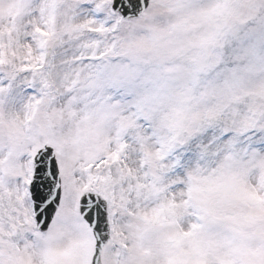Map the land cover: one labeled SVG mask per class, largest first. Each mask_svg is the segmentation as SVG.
Returning a JSON list of instances; mask_svg holds the SVG:
<instances>
[{
	"label": "snow or ice",
	"instance_id": "6c2138e0",
	"mask_svg": "<svg viewBox=\"0 0 264 264\" xmlns=\"http://www.w3.org/2000/svg\"><path fill=\"white\" fill-rule=\"evenodd\" d=\"M0 264H264V0H0Z\"/></svg>",
	"mask_w": 264,
	"mask_h": 264
}]
</instances>
